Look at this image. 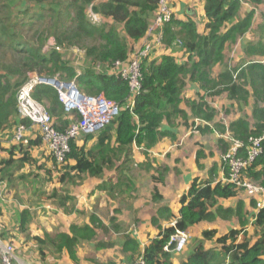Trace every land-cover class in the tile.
I'll return each mask as SVG.
<instances>
[{
  "label": "trees",
  "instance_id": "1",
  "mask_svg": "<svg viewBox=\"0 0 264 264\" xmlns=\"http://www.w3.org/2000/svg\"><path fill=\"white\" fill-rule=\"evenodd\" d=\"M242 1L203 0L207 22L201 33L197 31L193 20L181 21L172 17L162 28V43L164 47L178 44L187 56L186 60L178 64L169 55H163L155 61L144 59L141 66V89L134 98L133 107L128 108L130 91L127 82L116 76L89 71L76 75L71 67L61 61V53L57 49L78 47L85 51L87 59L104 64L125 61L129 50L119 37L115 25L122 26L126 39L134 43L142 40L159 0H0V133L16 124L25 127L30 125L28 120L18 115L17 94L31 75L38 78L58 76L68 82L74 80L80 92L88 96H103L120 106L121 110L101 132L84 136L82 146L77 144V140L70 142L66 160L72 159L75 164L62 174L59 181L64 182L66 177L74 180L87 177L102 179L106 172L119 169L133 146L148 156L149 151L160 141H176L175 130L179 122L190 118L206 123L214 121L213 110L202 97L199 96V100L183 98L186 83L190 82L198 85L200 91L206 94L222 88L227 91L229 99L242 103L253 95V123L240 117L230 122L227 128L215 124L224 136L228 134L243 144L236 157L246 159L248 138H259L264 134V107L259 105L264 103V61L249 63L237 74L236 71L225 70L214 77L212 75V69L222 65L227 45L235 43L238 37L250 29L254 10L233 22L238 17ZM244 1L252 7L264 4V0ZM31 7L38 9L39 13L32 12ZM89 7L101 17L100 24L93 25L88 20L86 9ZM45 14L54 20L52 27L48 28L46 35L34 34L33 29L46 22ZM25 30L33 32V37L22 36ZM48 36L53 37L55 46L45 53ZM263 46L264 43L259 42L249 46L248 50L250 54L257 55ZM246 86L251 93L246 90ZM32 98L47 110L55 128L60 132L77 118L75 114L64 113L57 92L52 87L36 85ZM182 105L188 108L190 114ZM90 141L95 143L85 146ZM223 142L224 156L230 143L227 139H223ZM40 143V139H37L30 142L29 146ZM17 146L21 147V144ZM261 148L260 155L242 170L239 176L241 183L248 181L264 187V140ZM27 153L24 152L22 159H18L20 166L30 161ZM220 164L224 181H216V167L210 169L207 179H193L179 200L178 217H174L167 207L157 210L159 218H171L175 222L173 226L161 230L143 249L140 257L145 264H172L173 255L164 251L170 237L176 231L186 232L190 227L212 223L217 219H235L238 229L221 236H217L216 230L203 231L201 240L191 247L190 253L180 264H264V207L258 210L253 223L256 233L261 234L260 238L251 243L245 230L248 225L245 203L237 201L234 207L221 205L222 201L237 198L240 188L225 181L230 174L227 161L221 159ZM121 185L122 181L119 180L114 187L100 188L111 195L113 189ZM56 195L57 189H54L48 197L54 200ZM153 198L161 199L156 192ZM251 205V208H256V201L252 200ZM28 222L29 216L25 210L21 212L20 230ZM97 225H100L99 220L91 216L89 225H71L68 233L46 234V244L54 253H63L73 264H79L76 248L80 241L95 238ZM211 241L220 246L218 251L205 248V243ZM137 248L138 243L130 238L124 240L121 246L125 254H133Z\"/></svg>",
  "mask_w": 264,
  "mask_h": 264
},
{
  "label": "rangeland",
  "instance_id": "2",
  "mask_svg": "<svg viewBox=\"0 0 264 264\" xmlns=\"http://www.w3.org/2000/svg\"><path fill=\"white\" fill-rule=\"evenodd\" d=\"M170 1L172 2V0ZM156 10L153 12L150 18V23L154 19ZM31 11L39 13L38 9L34 7H31ZM261 15V19L264 20V13ZM45 17H47V20H45L46 22L43 24H38L33 29L34 34L36 32L41 36L42 34L46 35L48 28L52 27V23L54 22L52 17L47 14H45ZM196 21L199 24L201 23V20H199L198 16ZM108 24H111V22H108ZM115 28L119 37L124 41L130 55L136 49V45L132 44L133 41L125 38L121 25H115ZM257 29L258 28L256 27V24L253 22L252 28L249 29L246 34L238 37L235 43L227 45L225 51L226 59L224 58L222 65H217L212 69L213 77L221 73L223 68L228 70V68L226 66L224 67L223 65H227L231 71H236L235 69L238 66L241 65L240 67H242L248 62L258 63L264 61V56L262 55L264 54V46L260 49L258 56L252 57L251 60H247V62L245 59L236 61V55L238 54L239 50L237 44L241 40L245 42L247 37L251 39L252 42H257L261 38L264 40V29ZM33 32L28 33V30H25L22 33V36L26 38L33 37ZM54 46L55 44L53 37L48 36L44 46V52L46 53L51 51ZM165 49V52L167 53L169 52L170 54H176L181 51L182 48L178 44H173L172 46L165 47ZM57 50L61 53V61L64 62L66 66L71 67L76 75H83L86 71H89L95 74H106L107 76H111L109 64L93 62L87 59L85 56V51L81 48L68 47ZM154 53H152L150 56H152ZM153 56V58H155L156 55ZM158 59L159 58H155L153 61ZM34 77V75H31L29 81ZM55 79L64 84L74 83V85L78 88V85L74 80L69 82L63 81L58 76H56ZM245 88L251 93V90L248 88V86ZM202 98L203 101L206 102V104L213 110L214 122L218 125H228L230 121L239 117L247 118L251 123H253L251 118L252 108L255 103L253 95L248 97L246 102L242 103L235 99H229L227 91L219 88L212 91L210 94L204 93ZM259 105L264 107V103H259ZM226 106L229 108L227 109ZM211 126L214 130V133L216 132L218 134H222L219 129L214 126V124ZM177 127L178 129L185 131L183 135H185L184 137L186 138L181 141L178 139L179 141L177 140V142L170 144L172 145L169 150L170 155L168 152H166V149H162L160 151L153 152V155H145V161L138 163L139 159L136 157L138 156V153L140 154L141 150L138 152L135 149L133 151L131 149L128 157H125L126 161L121 164L118 170L111 172L115 173V175L100 182L93 190V192H96L97 194L104 192L103 194H105L108 201L106 204H104V202H102L100 199H95L92 201L93 208L91 211H87V205L82 204L81 209H79L78 212L76 206L74 205L77 199L72 196L73 191H75L77 188L79 189L83 185V181L86 178H83V180H74L71 177H66L64 182L59 181L62 174L67 172L70 166L69 163L73 161L72 159L66 160L65 164L62 166H55L51 158L47 156L46 160L53 167L52 170L45 171V169H43L44 164H40L42 165L39 166L40 168L38 165H35L30 169H23L24 171H29L27 173L20 172L15 183L9 182L7 190H10L12 195L11 197L8 196V198H5V200L8 202L12 201L10 205L15 206L18 211L23 212L26 210L29 216V222L25 224L23 230H20L21 213L19 212L17 234L12 235V233L7 231V233L10 234L9 237L11 240L8 242V245L10 244L13 247L14 259L12 260V263L59 264L60 261L63 260V253H54L51 247L46 244L45 235L67 232L69 230V218L67 214L73 212L75 209L78 216L75 223H78L79 226L86 224L88 217L92 214H94L95 218L98 219L100 223V225H97L95 238L91 241H80L78 247L76 248V254L80 264H137V261L140 258L142 246L138 244V248L135 253L125 254L121 250V243L128 238L132 239L136 233H139L141 226L145 223H147V228L144 231L148 232L147 236L151 235L156 228L152 223L151 224L154 229L150 226L149 220L152 217L154 205L158 204L162 199V196H160V200L153 198L154 192L159 194L157 189L160 187L162 193H170L171 189L177 185V181H180L185 176L189 177L190 174H193L188 167H186V169L184 168L181 172L179 171L180 166L178 165L176 168L170 169L166 165L168 162L167 160L176 161V154H179V152H181L185 147H187L185 149V153H189L190 155L189 156L187 154V159L191 158L190 160H192V154L196 150V153H201L202 158L197 156L198 161L201 160V163H196L198 169H196L194 175L195 177L198 176L200 178H204L206 176V171L209 170L211 166H217L219 164L225 152L223 148L224 142H217L218 137L216 134L210 132L211 128L209 131V127L200 123L196 126H190L188 123L186 125V123L182 121L178 123ZM5 136L7 138L9 137L8 134ZM26 140L27 138L25 136L20 144H27ZM76 140L77 144L81 143L79 146L83 145V137H80ZM187 140H189V142ZM192 140L193 142L196 140V144L190 143ZM90 143L91 141L85 146L89 147ZM21 155L23 157V153H21ZM159 160L160 163H158ZM31 163L32 161L30 160L24 164ZM121 168L124 169L121 171ZM119 180L122 181V185L120 187L116 186V188L113 189V193L111 195L105 192L106 190H101L100 188L101 186H104L103 188H108L109 186L114 187L117 182H119ZM246 182L251 183L248 181ZM156 185L157 187H155ZM54 189H57V195L54 200H49L48 196ZM86 198L87 204L88 197ZM237 201L247 203L249 205V209L247 210L252 212V198H249L242 189H240L236 200H228L221 203V205L223 207H234ZM114 203L116 204L115 207H113ZM136 203L140 206H136ZM51 206L54 209H50ZM57 213L60 214L57 215ZM61 213H63L66 218H63ZM119 216H121V219ZM142 216H145V218ZM0 227L3 228V230L7 229L4 224H1ZM150 227L152 229L149 231ZM208 227H214L219 232V234H226L230 230L238 229V223L235 219L226 221L217 220L212 224L204 223L199 227L190 229L189 232L186 231L188 238L187 243L181 252L171 253L173 255V259L175 261L176 259H179L177 261L180 262V259L185 257V255L191 250V247L197 241L201 240L200 233L204 230H207ZM144 231L142 230V232ZM260 235V232L256 233L255 229L252 227L249 232L251 243H254L256 240H258ZM206 249L218 251L220 246L216 243H207ZM0 264H3L1 255Z\"/></svg>",
  "mask_w": 264,
  "mask_h": 264
},
{
  "label": "crops",
  "instance_id": "3",
  "mask_svg": "<svg viewBox=\"0 0 264 264\" xmlns=\"http://www.w3.org/2000/svg\"><path fill=\"white\" fill-rule=\"evenodd\" d=\"M203 6H204L203 0H172V2H171V9H172V13H173V18L175 20H181V21H186L187 19H191V20H193V22H195L196 21V18L198 16L199 20H201V23L199 24L196 21L195 24H196L197 31L199 33H201L203 31V29H204V26H205L206 22H207V20L205 18V15H204ZM250 10H254V16H253V19H252V22H251L250 29L252 28V23L253 22H254V24H256V27L258 29H261V28L264 29V20L261 19V17H262L261 14L264 13V4L258 5L256 7H252L251 5H249L248 3H246L243 0L241 2V8H240L238 17L233 22H237V21L241 20L242 18H244L245 15ZM149 39H150V37H149ZM246 39L247 40L245 42H243V40H241V41L238 40L240 42L237 44V47H239V50H238V54L236 55V61H239L241 59H245L246 62H247V60H251L252 57L258 56V54L257 55L250 54V51L248 50V47L251 46V45L252 46H255L259 42H264V40L262 38L259 41H257V42H252V40L249 39L248 37ZM144 42H145V37L142 40H140V41H138L136 43H133L132 42V44L133 45H136V49H138V48H140L143 45ZM165 50H166L165 47H156V49L154 51L155 53L153 52L154 53L153 55H156L155 58H160L163 55L172 56V57H174L175 61L178 64H181L182 62H184L186 60V57L187 56L183 53L182 50L179 51L176 54H170L169 52L167 53V52H165ZM225 51H224V58H225ZM153 55L149 57L150 60L155 59V58H153L154 57ZM249 63L250 62L246 63L242 67H240L241 65L238 66L235 69L236 70L235 74H237V71H239L240 69H243ZM223 66L224 67L226 66L228 68V70H231L227 65H223ZM222 70L225 71V68H223ZM223 71H221V72H223ZM203 94H204V92L200 91V89L198 88V85H196L194 83L187 82L186 83V86H185V89L183 91V95L182 96L186 100H198V97L199 96L202 97ZM182 107L185 110H187L188 113H189V110H188V108L185 105H182ZM226 108L228 109L229 107L226 106ZM232 121H234V120H232ZM232 121H230V122H232ZM184 123H186V125L188 123L190 126H194V125L196 126V125H198L200 123V124H202L204 126L209 127V131H210V128H211V131H210L211 133H214V130H213V128H212L211 125L214 124V126L216 127L215 124H217L214 121L213 122H210V123H206V122L200 121L199 119H193V118H190L189 120L185 121ZM17 125L18 124H16L15 126H12V127H8V128H6L4 131H2L0 133V225L1 224H4L6 226V228H7V229L3 230V228L0 227V245H3V244L4 245H8V242L11 241L10 240V237H9L10 234H8L7 231L9 233H12V235L17 234L18 224H19L18 213L19 212L21 213V211H18L15 208V206H11L10 205V203H12V201L11 202H8V201L5 200V198H8V196L11 197V195H12L11 194V191L10 190H7V187L9 186V182L10 183L11 182H14L15 183L16 182V179H17V176H18V174L20 172L21 173H27L29 171V170L28 171H24L23 169H25V168L30 169V168H32V166H35V165H38V167H39V166H42L40 164H44L43 165V169H45V171L46 170L47 171L52 170L53 167L46 160L47 159V156L50 157L51 160L54 162L53 158L49 155L48 150H47L45 144H43V142L41 140V137L39 136L40 133H38L39 132L38 129L36 127L32 126L31 124L28 127H26L27 129H26V132L24 133V137L26 136V138H27V140H26L27 144H23V145L21 144L23 147L22 146L21 147L17 146L18 144H15L13 142V134H14L13 132H14L15 127ZM219 126H221V125H219ZM227 126L228 125L224 124V126H222V127L227 128ZM183 130H184V128H183ZM181 131L182 130L178 129V127L175 130L176 141H174V143L177 142L178 139L181 141V140H183V139L186 138V137H184L185 135H183L185 133V131H182V132ZM189 133H192V132H189ZM6 134L9 135L8 138L5 136ZM214 134H216L217 137H218L217 142H220V141H223V139L224 140L226 139V135L225 136L223 135L224 133L223 134H218V133L215 132ZM37 139H40V141H41L40 145H37V146H29V143L30 142H33V141H35ZM187 141L189 142V140H187ZM94 143L95 142L92 141L90 144L93 145ZM171 143H173V142L170 141V140H168V139H164V140L160 141L153 149H151L149 151L148 156L150 154L153 155L154 154L153 152H157V151H160L162 149H166V152H168V154L170 155L169 150H170V148L172 146V145H170ZM190 143H192V144L195 143L196 144V140L194 142L192 140ZM80 144L81 143H79L78 145H80ZM186 148L187 147H185L181 152H179V154H176L175 159H176L177 162L175 160H172V161L167 160L168 162L166 163V165L170 169L171 168L174 169L178 165V166H180V170H179L180 172L184 168L186 169V167H188L189 170L193 174H190L189 177L188 176H185L180 181H177V185H175L174 188L171 189V192H170L171 194L170 193H166V194L165 193H162L161 192V188L158 187L157 190L159 191L160 196H162V199L160 200V202L158 204H155L154 205V211L152 213V217L149 220L150 226L152 227V224H153V226L156 229H158V230L155 229V231H153V233L151 235L147 236V233L148 232L144 231L147 228V225H146L147 223H145V224H143L141 226V229L139 230V233H136L133 236V238H132L133 240H135L138 244H140L142 246L141 253L143 252V249L146 246H148V244L150 243V241L152 239H154L159 234V232L161 230L173 226V224L175 222L174 219H171V218L170 219H166V218H163V217L156 218V217H158V211L157 210L159 208H161V207H167L174 217H178V215H179V209H180V204H179L180 198L187 192V190H188L191 182L193 181V179H195V178H199L200 180L207 179L208 178L209 171H210V169L212 167H216V169H217L218 177H217L216 181H219V180L220 181H224L223 173L220 171V169H221L220 162H219V164L217 166H211V168H209V170L206 171V176L204 178H200L198 176L195 177L194 173L196 172V169H198L196 163L199 162L198 164H200L201 163L200 162L201 160L198 161V158H197L198 152L196 153V150L192 154V156H193L192 158L193 159L192 160H190L191 158L187 159V154L189 155V153H185V149ZM134 149L137 150L138 152H140L139 151L140 149H137V147H135V146L132 147V151ZM26 151L28 152L27 154H28L30 160L32 161V163L31 164H22V166H20V164L17 163L18 162V159H22L21 153H24ZM140 154L138 153V156L136 157V158L139 159L138 160V163L144 162L145 161V157H146L142 153V151L140 152ZM201 156L202 155L200 153V157L199 158H202ZM158 163H160V160L158 161ZM74 164H75V161H71L69 163L70 166H73ZM111 172H113V171L106 172L105 175H104V177H102V179L87 177L83 181V185L79 189L77 188L75 191H73L72 196L75 199H77V201L75 202L74 205L76 206L78 212H79V209H81V205L82 204L83 205H87V208H86L87 211H91L92 208H93L92 201H94L97 198L100 199L102 202H104V204H106V202L108 200H107L105 194H103L104 192L101 191L102 193L97 194L96 192H93V190L97 187V185L100 182L104 181L105 179H107L109 177L111 178L112 176L115 175V173H111ZM13 177H14V179H13ZM112 180H115V179H112ZM172 185H174V184H172ZM155 187H157V185ZM83 190H84V192H83ZM83 195H85V196H83ZM86 197H88V203L87 204H86V199H87ZM48 199L49 200H53V199H50L49 197H48ZM236 199L237 198L230 199V200H236ZM252 200L253 201H256V198H252ZM223 202H225V201H222V203ZM115 205L116 204L114 203V206L113 207H115ZM135 205L136 206H140V205H137V203ZM245 205H246V209H249V205L247 203H245ZM50 209H54V208L51 206ZM252 209H253L252 212H249V210H247V212H248V225H247V227H246L245 230L247 231L248 234H249L251 228L253 227V223L255 222L256 215H257V212H258V210H256L255 208L252 207ZM58 214H60V213H57V215ZM67 215H68V218H69L68 219V226L69 227L71 225L79 226L78 223H75L76 222V218L78 217L77 216V212H76L75 209H74L73 212L68 213ZM61 216L63 218H66L63 213H61ZM91 216H94V214H92V215H90L88 217L87 222L84 225H89L90 224V218H91ZM142 217L145 218V216H142ZM119 218L121 219V216H119ZM153 218H156L155 219V223L151 222L153 220ZM88 220H89V222H88ZM217 220H219V219H217ZM72 223H74V224H72ZM212 223H209V224H212ZM203 224L204 223H200V224H198V225H196L194 227H190L187 230V232H189L190 229L199 227V226H201ZM84 225H82V226H84ZM80 227H81V225H80ZM151 227L149 228V231L152 228L154 229V227H152V228ZM142 230L144 232H142ZM207 230H216V229L214 227H208ZM62 233H68V231L67 232H62ZM221 235H224V234H219V232H218V235L217 236H221ZM123 242L121 243V246H122ZM207 243H215V242L214 241L206 242L205 243V248H206V244ZM190 251L185 255L184 258L180 259V262L177 261L179 259H176L175 258L176 259V261H175L173 259V257H172V261H173L172 264H175V263L180 264L182 261H184L186 259L187 255L190 253ZM62 255H63V260H61L59 264H73L66 257V255H65V257H64V254H62ZM79 264H80V262H79Z\"/></svg>",
  "mask_w": 264,
  "mask_h": 264
},
{
  "label": "built area",
  "instance_id": "4",
  "mask_svg": "<svg viewBox=\"0 0 264 264\" xmlns=\"http://www.w3.org/2000/svg\"><path fill=\"white\" fill-rule=\"evenodd\" d=\"M230 1V0H226ZM89 21L93 25L102 22L99 15L93 13L89 7L86 11ZM173 17L170 0H159L153 22L148 28L143 45L135 49L125 61H117L110 65V75L116 76L127 82L130 98L127 106L132 108L134 98L141 89V66L143 60L149 58L156 47H164L162 43V28L169 23ZM150 37V39H149ZM30 79V77H29ZM55 78L34 77L27 81L17 94V112L19 117L26 119L36 127L40 133L41 140L45 144L49 155L53 158L57 166L65 164L66 156L70 152V142L84 136H92L101 132L111 121L118 116L121 107L103 96H88L80 92L74 83L64 84L59 82L58 86L53 84ZM36 85H45L56 90L58 99L67 115L75 114L77 118L71 122L63 131H58L54 126V121L47 110L32 98V92ZM24 125H18L13 134V142L20 144L26 132ZM226 139L230 146L228 152L222 157L229 165V178L225 181L235 184L245 191L249 198H256V210L264 207V187L239 181L242 170L251 163L262 152L261 143L264 134L259 138H248L249 147L246 159L236 157V154L243 147V144L226 134ZM174 225V224H173ZM186 232L176 231L170 237L164 247V251L169 253L181 252L187 243ZM0 255L3 264H13V247L9 245L0 246ZM137 264H145L142 257Z\"/></svg>",
  "mask_w": 264,
  "mask_h": 264
},
{
  "label": "water",
  "instance_id": "5",
  "mask_svg": "<svg viewBox=\"0 0 264 264\" xmlns=\"http://www.w3.org/2000/svg\"><path fill=\"white\" fill-rule=\"evenodd\" d=\"M52 81H53V84H54V85L58 86L59 82H58L57 80H53V79H52Z\"/></svg>",
  "mask_w": 264,
  "mask_h": 264
}]
</instances>
